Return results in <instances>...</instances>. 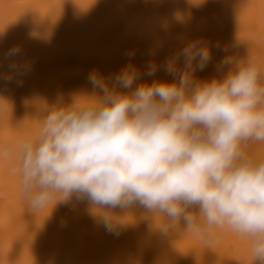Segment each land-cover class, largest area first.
Here are the masks:
<instances>
[{"label":"clouds","instance_id":"9594fccd","mask_svg":"<svg viewBox=\"0 0 264 264\" xmlns=\"http://www.w3.org/2000/svg\"><path fill=\"white\" fill-rule=\"evenodd\" d=\"M211 58L209 42L196 38L166 60L171 81L137 84L131 62L115 76L93 69L91 92L44 103L36 134L0 147V161L12 162L35 211L75 194L115 232L124 220L113 210L139 205L161 231L183 222L209 243L231 233L264 262V70L227 54L222 78H198Z\"/></svg>","mask_w":264,"mask_h":264},{"label":"bare ground","instance_id":"6f19581e","mask_svg":"<svg viewBox=\"0 0 264 264\" xmlns=\"http://www.w3.org/2000/svg\"><path fill=\"white\" fill-rule=\"evenodd\" d=\"M200 2L0 0V147L36 134L44 103L91 92L93 69L115 76L131 62L141 72L137 84L173 80L166 60L196 38L212 51L196 72L202 80L226 74L220 61L227 54L264 70V0ZM14 47L20 54L9 58ZM153 62L157 71L148 76ZM11 167L0 161V264H264L253 261L246 239L224 233L209 243L185 233L183 222L164 232L139 205L113 210L124 220L115 232L75 194L35 211Z\"/></svg>","mask_w":264,"mask_h":264}]
</instances>
